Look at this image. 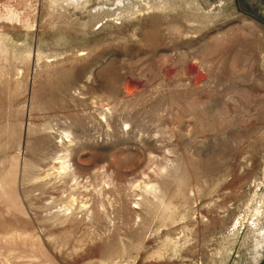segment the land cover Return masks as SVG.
<instances>
[{"label": "rangeland", "instance_id": "rangeland-1", "mask_svg": "<svg viewBox=\"0 0 264 264\" xmlns=\"http://www.w3.org/2000/svg\"><path fill=\"white\" fill-rule=\"evenodd\" d=\"M0 264H264V0H0Z\"/></svg>", "mask_w": 264, "mask_h": 264}, {"label": "bare ground", "instance_id": "bare-ground-1", "mask_svg": "<svg viewBox=\"0 0 264 264\" xmlns=\"http://www.w3.org/2000/svg\"><path fill=\"white\" fill-rule=\"evenodd\" d=\"M263 209V208H262ZM258 215L262 216L261 210H258ZM255 222V221H254ZM258 223V222H257ZM253 225V224H252Z\"/></svg>", "mask_w": 264, "mask_h": 264}]
</instances>
